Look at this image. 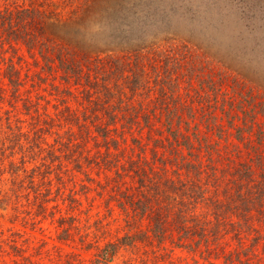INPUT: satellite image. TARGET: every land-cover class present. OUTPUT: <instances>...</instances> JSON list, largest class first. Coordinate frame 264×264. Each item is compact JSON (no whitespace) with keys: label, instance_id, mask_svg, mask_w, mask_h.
Listing matches in <instances>:
<instances>
[{"label":"trees","instance_id":"obj_1","mask_svg":"<svg viewBox=\"0 0 264 264\" xmlns=\"http://www.w3.org/2000/svg\"><path fill=\"white\" fill-rule=\"evenodd\" d=\"M133 5L126 10L139 14L146 9ZM87 18L77 17L75 10L62 16L56 9L0 4L3 47L21 43L37 52L43 62L40 79L58 80L51 83V95L67 121L65 136L55 139L59 149L72 152L78 170L83 158L86 164L110 168L113 179L130 176L137 184L136 196L122 191L114 197L135 231L106 242L99 263L138 242L164 248L170 228L177 232L173 247L200 256L219 245L221 224L236 228L238 241L241 233H254L252 220L264 222V79L233 48L219 52L216 36L169 32L168 21L146 16L107 26L92 25ZM1 57L16 96L30 76L22 77L13 57ZM72 99L77 107L68 103ZM29 135L18 133L7 146L10 153L19 147L25 154ZM90 140L94 157L83 154ZM123 143L134 157L125 154ZM38 170L27 171L28 182ZM144 220L146 230L139 227ZM256 233L244 248L246 259L229 253L224 264H250L247 252L259 243ZM13 247L17 253L23 250Z\"/></svg>","mask_w":264,"mask_h":264},{"label":"rangeland","instance_id":"obj_2","mask_svg":"<svg viewBox=\"0 0 264 264\" xmlns=\"http://www.w3.org/2000/svg\"><path fill=\"white\" fill-rule=\"evenodd\" d=\"M66 1L69 4L63 0H0V4L11 8L34 5L56 9L62 16L71 15L75 10L77 17L86 15L87 22L95 26L114 25L122 19H146L145 16L146 20H165L169 32L186 36L192 32L198 38L216 36L219 52L233 48L248 61V69L264 79V0ZM128 4L146 9L134 14L126 10ZM1 56L13 57L22 77L30 76L16 96L12 95L4 77L7 63ZM42 64L37 52H29L21 43L14 47L5 43L3 47L0 37V264H224L229 253H239L246 259L244 248L250 245L256 232L263 237L259 236V243L247 252L248 260L250 264H264V222L256 218L251 222V229L256 232L241 233L240 241L235 236L236 228L232 230L229 224H221L219 245L211 247L210 254H205L207 258L173 247L171 242L177 232L170 228L164 248L138 242L136 248L121 247L112 260L99 263V250L106 242H115L127 232L135 231L127 226L126 216L114 197H119L122 191L136 196L137 184L130 176L113 179L110 168L94 162L86 164L83 158L78 170L70 159L72 152L64 148L60 151V143L55 139L59 140L61 134L65 136L63 123L67 121L59 112L62 107L57 97L51 95L54 93L51 83L58 80H41ZM70 89L79 95L77 88L71 86ZM68 103L77 107L74 99ZM21 132L30 134V149L23 154L18 147L13 155L7 146L17 141ZM75 132L77 136L76 128ZM35 135L38 138L34 141ZM125 146L123 143L122 148ZM147 146L150 145H145L146 150ZM85 147L83 154L93 156V141ZM127 150L129 147H125L127 156H135ZM22 154L27 171L39 166L33 182H28L29 173L22 167ZM54 155L60 156V160L53 159ZM147 222L144 220L139 227L146 230ZM211 226L209 224L208 228ZM15 244L23 250L17 253Z\"/></svg>","mask_w":264,"mask_h":264}]
</instances>
